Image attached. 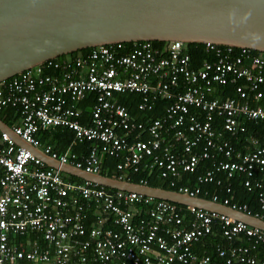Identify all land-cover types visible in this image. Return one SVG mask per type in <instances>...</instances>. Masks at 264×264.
<instances>
[{"label":"built area","instance_id":"built-area-1","mask_svg":"<svg viewBox=\"0 0 264 264\" xmlns=\"http://www.w3.org/2000/svg\"><path fill=\"white\" fill-rule=\"evenodd\" d=\"M137 42L125 54L119 53L123 42L99 45L72 60L49 59L1 81L0 107L16 106L22 114L12 131L51 158L86 172L100 173L104 155H122L117 169L157 167L172 186L180 172H195L200 161L209 160L197 176L199 185H179L177 191L198 196L204 183H221L220 174L244 173V185L259 189L264 210V144L249 136L248 148L237 147L228 138L246 131L245 118L264 121V108L248 103L264 98V56L245 47L206 43L211 58L192 67L187 43ZM47 69L54 74H45ZM226 84L234 85L235 97L207 98L216 85ZM125 92L141 94L138 109L143 112L158 99L166 100L163 115L135 119L115 98ZM88 94L94 102L89 122L81 123L82 112L73 103ZM215 117L221 130L212 125ZM56 126L71 129L78 142L90 141V152L79 158L69 149L43 144L37 133ZM0 168V264H264L260 228L201 208L186 206V216L168 200L65 179L1 129ZM211 200L251 214L246 204H229V197ZM214 224L226 242L216 245L219 263L194 249ZM29 232L41 235L45 244L15 242Z\"/></svg>","mask_w":264,"mask_h":264},{"label":"water","instance_id":"water-1","mask_svg":"<svg viewBox=\"0 0 264 264\" xmlns=\"http://www.w3.org/2000/svg\"><path fill=\"white\" fill-rule=\"evenodd\" d=\"M174 40L264 52V0H0V82L85 48ZM0 129L46 166L65 174L110 189L223 213L264 231L261 217L200 196L86 172L32 146L1 118Z\"/></svg>","mask_w":264,"mask_h":264},{"label":"trees","instance_id":"trees-1","mask_svg":"<svg viewBox=\"0 0 264 264\" xmlns=\"http://www.w3.org/2000/svg\"><path fill=\"white\" fill-rule=\"evenodd\" d=\"M139 42H125L123 43V49L119 51L120 54H125L131 51L136 44ZM153 45L163 47L165 42L163 41H153ZM188 52L190 54V64L192 67H198L201 62L205 59H210L211 55L205 51V44L202 43H188ZM91 48H85L81 50H77L68 54H63L55 58V60H63V59H74L76 56L80 54H86ZM257 55L264 56V52L253 51ZM51 69H47L45 74H54ZM261 88L264 89V84L261 85ZM179 89L182 90L184 87L182 84L179 86ZM235 89L233 84L226 85H216L212 91L208 95L207 98H218L220 100L225 98L235 97ZM115 98L117 102L126 106L130 114L137 120L148 119L149 117L156 118L162 116L165 110V105L167 103L166 100L158 99L154 102L152 109H148L146 114H143V111L138 109V104L141 100V94L137 92H125V93H116ZM94 102L93 94H88L84 99L79 102L73 103V106L79 108L82 112L80 117L81 123L89 122L90 109ZM251 106H261L264 108V98L255 101H248ZM143 112V113H142ZM145 115V116H144ZM21 110L19 107L5 105L0 107V118L8 125L13 126L21 122ZM244 125L246 127V131L243 134L237 136H229L230 141L237 147L248 148L247 137L254 136L258 138L264 144V121L261 119H243ZM221 120L215 117L213 119L212 125L221 130ZM37 136L41 140L43 144L52 143L54 148L59 151H65L69 149L71 152H74L79 158L86 156L92 147V143L90 141L78 142L74 138V133L71 129H68L63 126H56L53 128L42 129L37 133ZM226 136H228L226 134ZM135 137V135H131L128 137V142ZM180 147V146H179ZM179 147L176 146L173 148L175 151L179 150ZM122 161V155H104L101 163L100 173L110 177H119L121 176L123 179L129 180L135 183H145L154 187H161L171 190H178L179 185H189V186H197L199 185L196 181L197 176L202 174L206 167L210 166L209 160L200 161L198 168L195 172H180L178 178L175 179L177 186L170 185L169 178L161 177L159 168L149 166H142L137 171H133L131 168H123L121 170L117 169V165ZM0 168V175H1ZM65 179L75 180L81 182L82 180L63 173L62 174ZM222 177L221 183L217 184L216 180L212 182L204 183L201 189V192L197 195L203 198L212 199L214 195L217 196L218 201H223L224 197H229V204H246L247 209L251 214L258 213L264 219V210H260L259 202H258V193L259 189L256 187H252L250 190L244 185L245 179H247V175L244 173H235L233 177L227 178L220 174ZM256 175V176H255ZM259 178V175L254 174L250 180L252 181V185L254 184V179ZM229 187L230 191L226 192V188ZM110 189V188H108ZM176 205L180 206L185 215H188L189 208L180 204ZM138 210V208H137ZM115 227V226H114ZM32 241L37 240L40 244H45L41 235L36 234L34 232L26 233L21 237L15 238V242L20 241ZM226 242L223 239L220 228L217 224L213 225L212 232L200 239L198 243H196L194 249L198 254L201 255H210L212 260L215 263H219L221 260L217 257L215 252V248L217 244ZM236 244L239 241L235 242ZM263 246L259 245L258 249H262ZM259 252V250H257ZM27 264V263H23Z\"/></svg>","mask_w":264,"mask_h":264},{"label":"crops","instance_id":"crops-1","mask_svg":"<svg viewBox=\"0 0 264 264\" xmlns=\"http://www.w3.org/2000/svg\"><path fill=\"white\" fill-rule=\"evenodd\" d=\"M146 112H147V111H146ZM146 112H144V113L142 112V113H143V114H146ZM144 116H145V115H144ZM150 118H152V117H149L148 119H150ZM141 120H146V119H141Z\"/></svg>","mask_w":264,"mask_h":264},{"label":"clouds","instance_id":"clouds-1","mask_svg":"<svg viewBox=\"0 0 264 264\" xmlns=\"http://www.w3.org/2000/svg\"><path fill=\"white\" fill-rule=\"evenodd\" d=\"M142 184V183H141ZM147 185V184H146ZM177 191V190H176ZM156 199V198H155Z\"/></svg>","mask_w":264,"mask_h":264},{"label":"bare ground","instance_id":"bare-ground-1","mask_svg":"<svg viewBox=\"0 0 264 264\" xmlns=\"http://www.w3.org/2000/svg\"><path fill=\"white\" fill-rule=\"evenodd\" d=\"M187 216V215H186Z\"/></svg>","mask_w":264,"mask_h":264}]
</instances>
